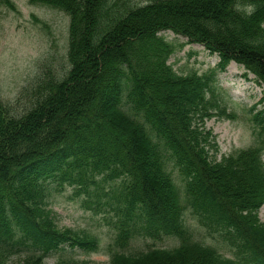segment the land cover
Masks as SVG:
<instances>
[{
    "label": "trees",
    "instance_id": "trees-1",
    "mask_svg": "<svg viewBox=\"0 0 264 264\" xmlns=\"http://www.w3.org/2000/svg\"><path fill=\"white\" fill-rule=\"evenodd\" d=\"M38 1L70 18L71 67L37 78L23 109L0 101V264L56 254V264H94L77 252L99 253L101 240L61 228L50 208L67 190L115 213L108 264H264V111L251 148L214 160L206 123L234 114L216 73L177 74V47L160 35L203 44L264 83V0ZM188 208L218 247L195 239ZM139 234L179 244L129 251Z\"/></svg>",
    "mask_w": 264,
    "mask_h": 264
},
{
    "label": "rangeland",
    "instance_id": "rangeland-1",
    "mask_svg": "<svg viewBox=\"0 0 264 264\" xmlns=\"http://www.w3.org/2000/svg\"><path fill=\"white\" fill-rule=\"evenodd\" d=\"M144 5L148 0H133ZM13 8L0 0V101L25 108L30 100L37 78L59 79L70 69L69 16L59 10V6H49L38 0H10ZM167 40L177 46L169 65L174 71L186 76L191 73L204 75L215 70L218 55L210 54L203 46L186 44L187 39L170 32ZM218 84L224 100L234 119L213 118L206 127L213 133L217 149H211L212 158L221 161L224 157L246 150L254 145V123L260 111H264V84L244 66L230 62L222 73H218ZM24 111V110H23ZM174 181L184 190L185 182L179 170L170 166ZM72 192L55 194L50 200V208L56 215V223L61 228L87 230L101 240L99 253L77 252L80 260L94 264H108V251L115 237L114 212L89 210L78 200L71 199ZM264 224V206L259 213ZM186 223L194 230L195 239L218 247L217 241L207 234L199 224L198 217L188 208ZM175 238H149L142 234L132 241L129 251L147 250L150 247L173 248L178 246ZM220 252L230 256L226 249ZM62 254L52 255L44 264H56ZM20 263L15 261V264Z\"/></svg>",
    "mask_w": 264,
    "mask_h": 264
}]
</instances>
